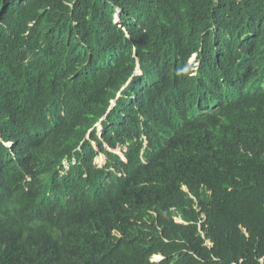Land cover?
<instances>
[{
    "label": "trees",
    "instance_id": "16d2710c",
    "mask_svg": "<svg viewBox=\"0 0 264 264\" xmlns=\"http://www.w3.org/2000/svg\"><path fill=\"white\" fill-rule=\"evenodd\" d=\"M0 264H264V0H0Z\"/></svg>",
    "mask_w": 264,
    "mask_h": 264
},
{
    "label": "rangeland",
    "instance_id": "374dc122",
    "mask_svg": "<svg viewBox=\"0 0 264 264\" xmlns=\"http://www.w3.org/2000/svg\"><path fill=\"white\" fill-rule=\"evenodd\" d=\"M115 19H116V17H115ZM190 62H194V61H190ZM138 72V71H137ZM101 128H100V126H99V129L98 130H100ZM100 132V131H99ZM98 132V134L100 135V133ZM116 152H118V153H122V151H121V149L120 148H117V150H116ZM105 160H106V158H105V156L103 155V154H99L97 157H96V159H95V162L96 163H98L99 165H102V164H104L105 163ZM161 258V255H158V256H153V259H155V260H158V259H160Z\"/></svg>",
    "mask_w": 264,
    "mask_h": 264
},
{
    "label": "clouds",
    "instance_id": "9594fccd",
    "mask_svg": "<svg viewBox=\"0 0 264 264\" xmlns=\"http://www.w3.org/2000/svg\"><path fill=\"white\" fill-rule=\"evenodd\" d=\"M117 13H118V12H117ZM119 15H120V13H119ZM115 17H116L115 21H116V22H119V16L117 17V14H116ZM195 58H196V54H194V56H192V58L190 59V61H194ZM137 71L140 72V68H139V67H137ZM119 154H120V153H119ZM121 155H123V154L121 153ZM154 256H155V255H154Z\"/></svg>",
    "mask_w": 264,
    "mask_h": 264
},
{
    "label": "water",
    "instance_id": "95a60500",
    "mask_svg": "<svg viewBox=\"0 0 264 264\" xmlns=\"http://www.w3.org/2000/svg\"><path fill=\"white\" fill-rule=\"evenodd\" d=\"M119 16V12L117 13V17ZM140 68V66H138Z\"/></svg>",
    "mask_w": 264,
    "mask_h": 264
}]
</instances>
